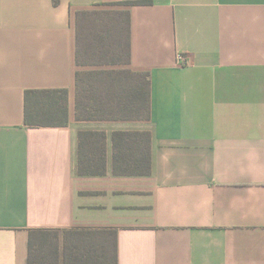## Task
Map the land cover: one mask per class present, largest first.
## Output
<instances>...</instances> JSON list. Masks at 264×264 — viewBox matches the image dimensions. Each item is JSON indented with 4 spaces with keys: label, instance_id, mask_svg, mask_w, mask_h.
I'll list each match as a JSON object with an SVG mask.
<instances>
[{
    "label": "crops",
    "instance_id": "0c3cea01",
    "mask_svg": "<svg viewBox=\"0 0 264 264\" xmlns=\"http://www.w3.org/2000/svg\"><path fill=\"white\" fill-rule=\"evenodd\" d=\"M99 8L130 57L96 69L147 73L149 121L75 119L76 15ZM30 90H66V126L28 127ZM79 132L104 134L103 176H78ZM115 132L150 142V176L112 173ZM34 229L117 264H264V0H0V264Z\"/></svg>",
    "mask_w": 264,
    "mask_h": 264
},
{
    "label": "trees",
    "instance_id": "16d2710c",
    "mask_svg": "<svg viewBox=\"0 0 264 264\" xmlns=\"http://www.w3.org/2000/svg\"><path fill=\"white\" fill-rule=\"evenodd\" d=\"M147 5L149 1L127 2ZM90 53L82 52V42ZM128 15L110 16L96 12L76 15V66H110L129 63ZM81 62V63H80ZM75 119L149 121L150 82L147 73L129 70L91 71L75 74ZM66 90H30L24 95V120L31 128L63 127L68 121ZM94 111H93V109ZM138 133L113 134L112 173L115 176H150V142L148 151L136 149ZM146 134V133H145ZM150 140V133H147ZM102 133L79 132L77 137L78 176H103L106 164ZM95 145V148H94ZM146 146V145H145ZM100 151L98 158L92 149ZM83 232L34 229L29 232L26 264H117L110 251L88 246ZM63 244V245H62Z\"/></svg>",
    "mask_w": 264,
    "mask_h": 264
},
{
    "label": "rangeland",
    "instance_id": "374dc122",
    "mask_svg": "<svg viewBox=\"0 0 264 264\" xmlns=\"http://www.w3.org/2000/svg\"><path fill=\"white\" fill-rule=\"evenodd\" d=\"M101 9V10H100ZM102 9H105V8H99L98 10H95V11H89V12H96V13H101L102 14ZM88 43H87V40L86 42L83 41L82 42V52L85 53V54H88L90 53L89 50H88ZM81 63V62H80ZM83 63V62H82ZM82 63L80 64V66H78V68H80L79 72L81 73H85V72H91V71H104V70H98V69H104L105 67L103 65H95V66H88V64L86 63V65H82ZM98 68V69H96ZM96 69V70H95Z\"/></svg>",
    "mask_w": 264,
    "mask_h": 264
},
{
    "label": "built area",
    "instance_id": "2783aa9c",
    "mask_svg": "<svg viewBox=\"0 0 264 264\" xmlns=\"http://www.w3.org/2000/svg\"><path fill=\"white\" fill-rule=\"evenodd\" d=\"M178 61H179L180 63H184V62H185V58H184L182 55H179V56H178Z\"/></svg>",
    "mask_w": 264,
    "mask_h": 264
}]
</instances>
